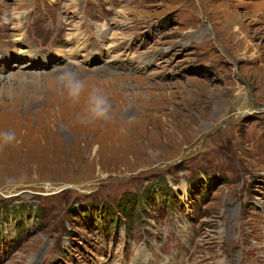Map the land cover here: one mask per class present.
I'll return each mask as SVG.
<instances>
[{"label": "rangeland", "instance_id": "rangeland-1", "mask_svg": "<svg viewBox=\"0 0 264 264\" xmlns=\"http://www.w3.org/2000/svg\"><path fill=\"white\" fill-rule=\"evenodd\" d=\"M3 131L0 264H264V0H0Z\"/></svg>", "mask_w": 264, "mask_h": 264}, {"label": "clouds", "instance_id": "clouds-1", "mask_svg": "<svg viewBox=\"0 0 264 264\" xmlns=\"http://www.w3.org/2000/svg\"><path fill=\"white\" fill-rule=\"evenodd\" d=\"M70 63L75 65L74 61ZM54 84L73 107L83 105L78 114L81 123H107L112 120L113 103L108 91L101 86L90 84L87 77L81 76L78 67L63 66V70L56 75ZM15 142L13 133L0 132V149ZM44 187L49 185L45 184Z\"/></svg>", "mask_w": 264, "mask_h": 264}, {"label": "bare ground", "instance_id": "bare-ground-1", "mask_svg": "<svg viewBox=\"0 0 264 264\" xmlns=\"http://www.w3.org/2000/svg\"><path fill=\"white\" fill-rule=\"evenodd\" d=\"M228 23V22H227ZM229 27V26H228ZM238 32V30H236Z\"/></svg>", "mask_w": 264, "mask_h": 264}]
</instances>
